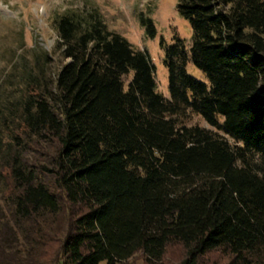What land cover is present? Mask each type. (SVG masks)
<instances>
[{
  "label": "trees",
  "instance_id": "16d2710c",
  "mask_svg": "<svg viewBox=\"0 0 264 264\" xmlns=\"http://www.w3.org/2000/svg\"><path fill=\"white\" fill-rule=\"evenodd\" d=\"M177 11L193 34L189 48L164 47L169 98L149 52L96 9L54 18L57 66L20 38L0 84L13 222L0 264H172L176 251L177 264H264V0H177ZM141 24L155 37L150 17ZM190 111L225 135L179 125ZM17 233L23 259L7 250Z\"/></svg>",
  "mask_w": 264,
  "mask_h": 264
},
{
  "label": "rangeland",
  "instance_id": "374dc122",
  "mask_svg": "<svg viewBox=\"0 0 264 264\" xmlns=\"http://www.w3.org/2000/svg\"><path fill=\"white\" fill-rule=\"evenodd\" d=\"M96 9L102 16L107 28L126 37L136 49L149 52L156 66L158 91L169 98V75L164 63L165 46L176 38H182L186 46L192 43V28L188 20L177 11V0H0V84L6 71H12L10 60L12 53L21 42L23 36L26 48L42 45L51 51L57 66L65 60L56 49L57 34L53 26L58 15ZM141 16L150 17L156 28L155 37L146 34L141 24ZM163 42V46L161 44ZM187 71L193 77L208 83L206 75L189 59ZM131 76H126V83ZM179 125L201 126L224 134L216 127L208 124L196 113L188 112L178 117ZM223 122V119L220 120ZM225 135V134H224ZM8 185L1 174L0 167V228L3 224L13 222L10 219V202L7 199ZM11 241V240H10ZM8 254L16 259L28 255V246L21 233L11 241ZM175 258H167L172 264L178 263L180 252ZM210 259H202L200 264H210ZM100 264H107L103 261ZM123 264H143L141 255H136ZM167 264V263H166Z\"/></svg>",
  "mask_w": 264,
  "mask_h": 264
}]
</instances>
